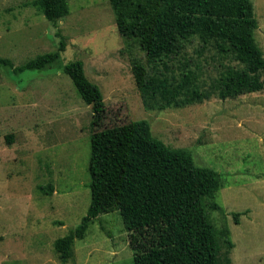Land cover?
<instances>
[{
    "label": "rangeland",
    "instance_id": "obj_1",
    "mask_svg": "<svg viewBox=\"0 0 264 264\" xmlns=\"http://www.w3.org/2000/svg\"><path fill=\"white\" fill-rule=\"evenodd\" d=\"M35 1L0 0V56L18 67L65 47L43 69L15 72L0 64V264H62L55 241L81 223L91 203L93 138L123 136L143 119L181 151L182 200L201 241L200 264H264V89L221 98L222 71L243 65L218 50L219 38L206 42L199 30L178 38L175 53L149 62L137 38L119 32L111 0H68L69 13L57 22ZM251 2L264 51V0ZM79 59L103 92L100 110L64 71ZM135 61L170 97L183 87L181 105L145 101ZM205 167L218 173L217 190ZM67 264H134L118 210L94 219Z\"/></svg>",
    "mask_w": 264,
    "mask_h": 264
},
{
    "label": "trees",
    "instance_id": "obj_2",
    "mask_svg": "<svg viewBox=\"0 0 264 264\" xmlns=\"http://www.w3.org/2000/svg\"><path fill=\"white\" fill-rule=\"evenodd\" d=\"M111 2L119 32L137 38L149 62L158 61L164 53H175L178 38L199 30L206 42L219 38L218 50L243 65L227 66L222 71L217 86L221 98L264 89V51L256 42L258 21L251 0ZM34 4L51 22L69 13L68 0H36ZM139 21L143 25L138 26ZM57 36L61 34L57 32ZM63 47L65 45L55 53L42 54L18 67L0 56V64L12 67L15 72L43 69L58 60ZM64 71L88 105L94 110L105 106L103 92L87 77L82 60L68 62ZM134 73L145 101L154 96L161 101V107L171 103L181 105L179 97L183 87H178L170 97L171 91L160 81H151L144 64L135 61ZM11 139V135L8 136V140ZM180 152L156 138L146 119L130 122L123 136L93 138L89 159L91 203L81 223L55 241L62 264L68 263L75 240L84 237L94 219L114 210L120 212L129 233L134 264H200L198 245L201 241L182 200L185 177ZM202 171L209 176L210 189L217 190L221 185L218 173L209 167ZM239 215L234 213L237 223Z\"/></svg>",
    "mask_w": 264,
    "mask_h": 264
}]
</instances>
